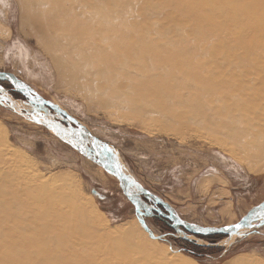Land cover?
<instances>
[{
	"label": "bare ground",
	"instance_id": "1",
	"mask_svg": "<svg viewBox=\"0 0 264 264\" xmlns=\"http://www.w3.org/2000/svg\"><path fill=\"white\" fill-rule=\"evenodd\" d=\"M18 1L66 88L124 118L155 113L133 100L160 91L158 100L187 103L191 123L236 145L233 154L256 155L249 170L264 167V0ZM251 66L258 84L241 78ZM20 158L11 146L0 148L1 264H193L181 252H159L140 227L98 226L66 176L8 182L12 165L26 166ZM229 264L264 263L235 256Z\"/></svg>",
	"mask_w": 264,
	"mask_h": 264
},
{
	"label": "rangeland",
	"instance_id": "2",
	"mask_svg": "<svg viewBox=\"0 0 264 264\" xmlns=\"http://www.w3.org/2000/svg\"><path fill=\"white\" fill-rule=\"evenodd\" d=\"M26 22L18 0H0V70L15 74L43 98L80 121L92 134L111 143L130 175L167 202L180 217L204 226H224L235 223L251 207L264 201V167L249 170L247 165L249 162L257 167L256 155L237 153L238 158L233 154L232 148L236 151L237 146L232 142L225 146L220 134H207L191 123L183 108L187 103H166L158 100L162 92L143 94L139 92L142 88L130 84L135 93L143 94V98L134 99L133 103L145 108L152 106L156 112L136 111L125 118L113 117L96 101L86 100L77 91L62 85L36 41V32ZM159 22L169 24V21ZM151 37L163 43L155 33ZM212 42L221 43V40ZM208 55L213 57L206 61L209 66L214 64L215 54ZM225 57L227 61L232 58L231 55ZM194 59L204 61L207 56L198 55ZM241 69L243 67H236L234 72L240 73ZM245 71L248 74L241 78L258 84L254 83L255 67H245ZM0 85L11 88L8 82H0ZM237 85L238 81L234 86ZM208 101L215 106L221 104L220 100ZM158 113L169 117L161 118ZM0 140V148L3 144L11 146L21 157V163L29 166L12 165L15 175L11 176L12 180L8 176V182L18 185L38 176L54 180L66 176L98 226L140 227L154 239L159 252L164 253L165 247L181 252L188 255L193 264H229L235 256L264 263V225L247 231L224 248L200 246L185 240L160 218L138 215L114 176L45 126L1 103ZM201 238L210 242L222 239L221 236ZM187 253L200 256L195 259ZM2 262L0 258V264Z\"/></svg>",
	"mask_w": 264,
	"mask_h": 264
},
{
	"label": "water",
	"instance_id": "3",
	"mask_svg": "<svg viewBox=\"0 0 264 264\" xmlns=\"http://www.w3.org/2000/svg\"><path fill=\"white\" fill-rule=\"evenodd\" d=\"M8 82L11 88L0 85V103L13 111L45 126L52 134L68 143L85 157L101 166L107 173L114 176L123 194L133 205L138 215L154 216L169 219L167 225L175 229L179 235L200 246L224 248L236 239L243 237L247 231L264 225V201L251 207L238 221L224 226H204L187 221L177 211L152 191L144 188L125 168L116 148L109 142L92 134L76 118L68 114L57 104L43 98L15 74L0 70V82ZM12 92L20 93L26 98L22 100ZM50 107L57 118L49 114L47 118L33 115V111L45 110ZM27 110L26 112L22 109ZM74 124V125H73ZM153 203V205L151 204ZM155 205L162 209L156 208ZM239 224L236 228L234 225ZM228 229L225 231V229ZM199 229V231L197 230ZM221 236L220 241H205L201 237Z\"/></svg>",
	"mask_w": 264,
	"mask_h": 264
},
{
	"label": "flooded vegetation",
	"instance_id": "4",
	"mask_svg": "<svg viewBox=\"0 0 264 264\" xmlns=\"http://www.w3.org/2000/svg\"><path fill=\"white\" fill-rule=\"evenodd\" d=\"M13 94H14V96H16V97H18V98H20V99H22V100H26V98L24 97V96H22V95H20V94H18V93H15V92H12ZM47 108V112H45V110H40V111H33V115H36V116H38V117H40V118H47L48 116H49V114H52V115H54V119H56V120H59V121H61V122H63V123H65L63 120H61V119H59V118H57L56 117V115H55V112L50 108V107H46ZM23 111H27V110H25L24 108L22 109ZM46 113V114H45ZM47 115V116H46ZM74 125V124H73ZM158 206V205H157ZM159 208H161L160 206H159ZM162 209V208H161ZM163 210V209H162ZM163 211H165V210H163ZM162 221H167V222H170V220L169 219H167V218H165V217H163L162 216V219H161ZM166 223V222H165ZM167 224V223H166ZM170 227V226H169ZM172 228V227H171Z\"/></svg>",
	"mask_w": 264,
	"mask_h": 264
},
{
	"label": "trees",
	"instance_id": "5",
	"mask_svg": "<svg viewBox=\"0 0 264 264\" xmlns=\"http://www.w3.org/2000/svg\"><path fill=\"white\" fill-rule=\"evenodd\" d=\"M186 253V252H185ZM187 254H189L190 256H192L193 258H195V259H197L198 258V256H200V255H198V254H193V253H187ZM186 256V255H185ZM188 256V255H187ZM186 256V257H187ZM188 258V257H187ZM191 258V257H190Z\"/></svg>",
	"mask_w": 264,
	"mask_h": 264
},
{
	"label": "snow or ice",
	"instance_id": "6",
	"mask_svg": "<svg viewBox=\"0 0 264 264\" xmlns=\"http://www.w3.org/2000/svg\"><path fill=\"white\" fill-rule=\"evenodd\" d=\"M234 227H236V228H239L240 227V225L239 224H237V225H234ZM198 231H199V229H197ZM228 229L226 228L225 229V231H227Z\"/></svg>",
	"mask_w": 264,
	"mask_h": 264
}]
</instances>
